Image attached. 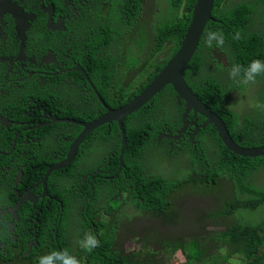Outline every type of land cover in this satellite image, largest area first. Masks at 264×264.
Segmentation results:
<instances>
[{
  "label": "clouds",
  "instance_id": "9594fccd",
  "mask_svg": "<svg viewBox=\"0 0 264 264\" xmlns=\"http://www.w3.org/2000/svg\"><path fill=\"white\" fill-rule=\"evenodd\" d=\"M165 1L166 0H122L120 10L118 12V18L122 19L120 21L122 22V36L125 37L127 31V23L133 20L137 14L141 15L145 12H151L153 13V15L158 16L157 9H154L153 7L154 5ZM198 1L199 0H196L195 8ZM241 2H245V0H223L221 8L226 11L227 9L232 8L234 7V5ZM108 9L109 7H98L94 15L87 20L90 23L97 22L96 24L92 23V26L89 27L91 31H89L87 35L76 37L67 36L66 39L63 40L62 47L59 50L61 60L58 62L57 66L58 71L61 72L60 75L63 77V79H65L66 87L71 88L75 92V99H89L94 97L98 107L96 114L99 113V105H101L102 109H104V113L100 114L99 118H97L95 121L103 119L107 114H110L111 111L122 109L125 105L127 106L140 95L139 93V95H137L136 97H125L123 93V95L118 98L121 101V106L119 108L114 109L107 106L97 87V82L99 80L96 70L97 68L102 66L101 63L106 60H113L112 64L110 65V71H105V74L106 72H110V75L117 65L124 64L128 62L129 59L135 61H143L142 67L150 65V75H153L156 72L158 66V56H156V52H154V48L156 45L155 40L151 41L152 49L147 54H144L142 52V46L133 47L130 50L124 49L123 51L117 52L120 49L118 48L120 44H106L103 41L102 36L103 34H105L104 32L109 31L108 25H112L107 18ZM214 9L215 0L212 10V19L207 22L198 47L195 51V53L199 52L200 46L208 41V45L204 47L202 46L203 48L201 50V56L204 55L205 50H207V53L206 62L202 64L201 67L211 65V67H213L216 72L219 73H225L230 70V77H237L236 84L234 86H238L237 83H242L244 85L250 84L254 88V90H256V87H261L263 84L262 80L258 82V78L256 76L264 74V60L253 59L245 67L234 64L232 60V51L236 48L231 39H222L221 32L214 31L211 27H208L209 22L223 24V21L214 18ZM162 11L163 13L166 12L163 7ZM186 12L187 7L185 4L177 12L173 11V8L172 10L170 9L168 11L169 17L164 19L168 20V22H175L173 29L179 32L183 28L184 15L186 14ZM152 22H149L148 24H151ZM134 25L142 27L139 23H135ZM79 26L81 25H78L74 31H76ZM100 26L102 27L100 28ZM190 27L191 23L188 30L190 29ZM235 31L236 32L231 31L230 33L233 35V37L237 38V40L245 34H254L253 42L256 43L257 47H259L262 39H264V32L254 26L243 28L242 32H238L237 30ZM259 36L261 37L260 39ZM211 46L217 47V50L213 52L210 49ZM220 48L224 49V54L222 55H219L220 53L218 52V49ZM170 61L168 62V64L170 63ZM217 63H219V65ZM166 65L164 66V68L166 67ZM191 67L192 64L189 65L185 74V79L187 80L189 85L190 83L194 84L190 81L189 78V72L191 70L189 72L188 70ZM197 68L200 67L197 66ZM162 70L157 74L156 78L162 72ZM208 77L215 78L214 76ZM146 81L147 77L145 80L139 82L135 86L130 87L129 90L131 91V93L134 92ZM124 88L127 87L125 86ZM147 88H145L144 90H146ZM191 90L193 91L192 88ZM114 91H117V93H119L120 95V91ZM166 92L174 93V95L177 96V93L172 85L166 86L157 96H160L162 95V93ZM236 95L237 93H233V95L225 102H227V104L229 102H232V98H236ZM240 95H243V93H240ZM249 95H251V91L248 92L247 95L243 96ZM155 98L151 99L144 106L124 119L123 126L126 134V144L123 147V138L120 134V127L118 123L114 122L107 125L98 126L100 128H106L108 130L109 137L111 139L115 138L117 140V143L120 142L121 145L120 147L117 145V147L114 149V152L110 156L108 164L105 166V168L102 169V173L100 172L98 175H96L97 179L95 184L93 183V177L84 179V177L82 178L81 176H74L70 173V170L67 169V167L70 164L69 161L71 160V158H67L66 161L57 164L63 165V167L51 172L50 174H48L50 168L57 165H52L51 167L47 168L45 172H42V170L40 169L36 174L32 176L33 178L31 180H28V182H26V173H28L29 168L33 167V163L36 162L34 158L30 156H15L11 159V161L1 166L0 226L2 224H7L9 232L7 238L1 237V239L10 247L16 250L18 257L22 255V252L24 254L23 258L30 259L32 257L33 252H25L21 249L19 240L22 235H24L31 229V227L38 219H42L45 222H54L56 223V228L36 250L37 257L35 258L34 263L37 264H102L103 262H108V260L115 255V252L118 253L119 256H122L124 259L135 253L137 242L142 237V233L145 227H148L150 231H155L156 229H158V227L163 225V221L161 219H150L149 216H146V213L140 211L138 207L134 209L133 206L126 205L123 208V212H121V209H118V211L117 209H112L110 204L111 196L116 194H106V190L108 188L114 187L117 183V179L115 178L117 167H132L137 175L139 192H143V190L146 189L147 184L151 185L152 175L164 176L170 180H174V182H177L180 177L188 172H192L193 170H202L203 164L208 166V162L210 160L206 162H199L198 164L193 165L192 168H185L183 170L177 171V165L173 160V146L170 140L164 137L158 139V141L149 140V135L151 133L150 130L153 128V116L157 112V106L154 101ZM61 104L64 111V119L72 120V116L74 115L72 106L69 105L66 99H61ZM230 108L232 109L231 106ZM237 112H243L244 117L242 118V120L244 118H249L251 123L257 125L256 129H258L259 126H264V107H262L261 105L258 110H253L251 109V107L245 106V108H239ZM198 117L202 118L200 116ZM135 118L137 119L135 120ZM204 122L203 125L200 122L198 125L196 124V122L194 123L196 127L193 128L198 132V134H200L201 129L209 126L205 125V119ZM250 127L253 128L252 125H250ZM133 130H141V134L137 137V140L146 145V150L141 152L140 154L128 149L126 146L128 142L127 133H130V131ZM263 133L264 129L262 128L258 135L259 139L263 137ZM202 137L204 139H207V146L205 151L210 156H216L217 149L210 142L209 136L202 135ZM236 143L243 147L241 142ZM149 148L153 149L152 153L155 159L158 160V165L154 161L151 162L148 159L147 151L149 150ZM194 154L195 152L189 151L188 156L191 158ZM259 157H264V155ZM166 161H169L168 168H164V164ZM115 165L117 167H115ZM58 177H63V182L65 180V183L66 180H68V183H66L67 186L64 189L69 190V192L65 194V197L60 201H57V199L53 198L49 193V190L52 189L49 187V184L54 183L55 180L58 179ZM103 177H106L107 179H103ZM76 179H82V183H78ZM83 180H85V183H83ZM73 183L78 184L75 189H73ZM88 184L91 187L92 193H95L96 185L101 186V189H99L97 200L91 198L89 194L84 195L82 185L86 186ZM188 197L189 196H185L183 198V202L180 205H177V207H179L182 211H184L185 206L190 202ZM123 200H125L124 195L119 198H117L116 196L113 199V202ZM207 201L209 204H211V209H208L207 213L201 212L199 218H195L194 214H196V210L191 209L189 211V217H184L180 223L172 224L170 227V231H174L178 235H184V238H182V240L185 241V249L178 247L176 253L180 251L184 255L185 259L182 262L179 261L176 258L175 253L170 262H165V254H162V252L158 248H156L153 250L160 253H153L150 256L151 264H188L189 258L187 255V247L193 242L197 243L200 247V244L196 239L197 233L199 234V237L201 239L204 235L216 236L220 232L226 230V223L228 219L223 217H212L211 214L217 213L219 215L225 211L226 213H228L233 209H227L223 207V201L218 198H212V200ZM52 202H54V205H51ZM66 204L69 205L68 211H65L64 206ZM141 205H144V202H141ZM74 206L76 210L73 215H70V208ZM185 213L186 212L184 211V216ZM135 219L138 220L136 227H134L135 224H132L127 228V231L132 232L133 239H131V244L125 243L122 239L120 231L123 228L127 227V224L129 222ZM203 222L206 223L203 224ZM116 223L118 225L117 228L114 229V225ZM75 224H77L78 227H76ZM115 230L117 231L116 233H114ZM234 245L238 248H241V246L243 245L245 246V248H251L249 245V240H246L242 236H239L237 238V243H235ZM58 248H66L68 252L66 250L56 251V249ZM220 251L221 254L228 253L226 248H223ZM259 252H264V245L259 248ZM121 260H118L115 263L119 264ZM258 260L259 259H251L246 263L261 264ZM206 262L207 264H211V262L207 261V259Z\"/></svg>",
  "mask_w": 264,
  "mask_h": 264
},
{
  "label": "trees",
  "instance_id": "16d2710c",
  "mask_svg": "<svg viewBox=\"0 0 264 264\" xmlns=\"http://www.w3.org/2000/svg\"><path fill=\"white\" fill-rule=\"evenodd\" d=\"M113 4L107 11L108 21L114 25H108L109 31L104 32L103 41L106 44L118 43L120 48L117 52L124 49L130 50L133 47L141 46L142 38H146L149 42L155 40L156 45L154 52L158 56V66L156 72L153 75L147 76V81L140 87H138L131 96H137L145 88H147L152 81L156 78L157 74L164 68L166 64L175 56L179 51L190 26L193 10L195 8L196 0H169L173 11L177 12L183 5L186 4L187 12L184 15V25L181 31H175L173 26L175 22H168L161 17V12L157 11L158 16L153 15L151 12H145L141 15H136L133 20L127 23V31L125 37L122 36V19L118 18V12L122 0H113ZM223 0H215V9L213 16L216 19L223 21V24L208 23V27L214 31L221 32L222 39L230 38L236 49L232 51V60L235 65L245 67L253 59L264 60V39H262L259 47L254 43V34H245L237 38L233 37L230 33L242 32L243 28H249L254 26L264 32V0H245V2L238 3L234 7L224 11L221 7ZM152 11V10H151ZM155 21V22H152ZM152 22L151 24H148ZM139 23L142 27L134 25ZM102 26H100L101 28ZM241 36V35H240ZM261 37L259 36V39ZM210 39V38H208ZM208 45V41L200 46V51L194 54L192 60V66H198L196 68L198 73L204 72L209 66L201 67L206 62V53L201 56V50L204 46ZM203 46V47H202ZM224 54L221 50L219 55ZM113 60H106L101 63L102 66L97 68L98 80L104 76L105 71H110V65ZM191 70L189 68L188 72ZM220 70V69H219ZM228 74L223 79H216L213 77H206L197 84H191L190 87L195 92V95L207 105L214 113H216L226 124L230 135L238 143L241 142L243 147L253 148L264 145V133L261 139L258 138L260 130L264 126H259L256 129V124L251 123L249 118L244 117L243 112H236L229 107H225L228 98L233 93H243L247 95L251 91L252 96H257V101L264 107V74L256 76L259 81H263L262 86L254 90V88L248 84L242 83L236 84L234 77H229ZM110 72H106L104 81L98 86V90L101 93L102 98L106 102V105L112 108H119L121 101L118 98L108 99L107 97L114 93V89L111 85ZM229 82V86H228ZM129 89V88H126ZM114 96V95H113ZM109 100V101H108ZM98 110V107L86 115H93ZM99 113H95L92 116H100L104 113L101 105H99ZM84 115V117H86ZM81 114H74L73 119L81 118ZM83 117V118H84ZM203 124L204 119L200 118ZM253 126V128L250 127ZM105 134H101L99 131L97 134L90 136L91 139H107L108 130L102 128ZM143 131V130H142ZM145 131V129H144ZM201 135H208L210 142L217 149L216 156H210L206 151V143L203 137H201L200 144L197 145L195 154L191 157L193 165L199 162H208V166L203 164L202 170H193L180 177L177 182L170 180L164 176H151V185L147 184L146 189L140 192L139 195H132L125 198L123 201L113 202L116 195L111 196L112 209H121L123 212L124 206H133L134 209L138 207L140 211L146 213L150 219H161L163 225L158 227L155 231H150L148 227H145L142 233V237L137 242V248L135 253L131 254L127 258L119 256L115 252V255L111 257L108 262L102 264H116L118 260H121L119 264H151L150 256L158 248L162 254H165V262H170L179 248L185 249V241L182 234H176L174 231H170L172 224L180 223L184 218V211H182L177 205L183 202L185 196H189L188 199L191 203L195 199L204 198L206 200H212V198H218L223 201L222 206L227 209H233L232 211L221 214L212 213V217H223L228 219L226 223V230L220 232L216 236L204 235L200 239L199 234H196V239L200 244L193 242L187 247V255L189 258L188 264H207L210 261L211 264H248L247 261L253 259L264 264V252H259V248L264 245V157L258 158H242L240 156L230 153L222 144L221 140L214 128L211 125L201 129ZM141 134V130H133L127 133V148L140 154L146 150V145L137 140V137ZM89 140V139H88ZM120 140V139H119ZM104 141V140H101ZM87 142V141H86ZM120 142L118 146L120 147ZM66 145H62L65 147ZM88 150V147H85ZM117 159V158H116ZM52 164L51 159L41 157L33 163V167L28 169L26 173V182L31 180L34 174L40 169L45 172L47 168ZM169 161H166L164 168H168ZM77 182L82 183V179H76ZM52 182V180H51ZM51 183L49 187H51ZM67 184L62 182L58 187H52L49 190L50 195L60 201L65 197V194L69 190L64 189ZM73 189L78 186L77 183L72 184ZM84 195L89 194L91 198L97 200L99 195V189L101 186H95V193L91 192L90 185H82ZM64 189V190H63ZM101 196V195H100ZM144 202V205H141ZM54 205V202L51 203ZM68 204H66L65 211H68ZM249 217V218H248ZM117 223L114 225V229L117 228ZM117 231L115 230L114 233ZM27 233V232H26ZM25 233V234H26ZM242 236L246 240H249L251 248L236 247L237 238ZM223 248L227 249L228 253H222ZM68 250L66 248H58L56 251ZM160 253V252H158ZM22 255L18 257L20 264H37L34 263L37 257L36 251L30 259L23 258ZM238 258V259H237Z\"/></svg>",
  "mask_w": 264,
  "mask_h": 264
},
{
  "label": "flooded vegetation",
  "instance_id": "af4514ba",
  "mask_svg": "<svg viewBox=\"0 0 264 264\" xmlns=\"http://www.w3.org/2000/svg\"><path fill=\"white\" fill-rule=\"evenodd\" d=\"M113 2L0 0V168L15 156H30L37 161L41 155L51 159V167L66 161L68 154L72 153L67 167L70 173L84 179L93 177V183H96V175L102 173L114 152L113 149L104 157L103 163L98 164V159L104 155V147L109 145L106 143L111 138L108 134L107 139L89 138L95 133L100 134L99 131L105 134L102 128L96 127L85 136L81 144L74 146L77 137L84 131L83 125L95 123L99 118L98 116L92 119L96 112L86 115L93 112L97 104L94 97L75 99V92L66 87L65 79L60 75L57 66L61 60L59 50L63 40L67 36L87 35L91 31L89 27L92 23H97L87 20L94 15L98 7H111ZM162 7L166 10L165 13ZM153 8L161 12L163 19L168 18V11L172 10L168 0L154 5ZM78 25L81 26L74 31ZM196 68L197 66H192L189 72L190 81L194 84L202 82L208 76L223 79L230 72H216L211 65L201 73H198ZM103 81L104 77L97 82V87ZM259 88L256 87V90ZM107 98L115 99L113 93ZM61 99H66L74 114H81L82 117L65 120ZM154 101L157 112L153 116L149 140L158 141L162 137L169 139L173 146V160L177 171L192 168L188 153L195 152L200 144L202 135L193 127H196L194 123L198 125L201 119L195 117L174 93H162ZM63 144L66 146L62 147ZM85 147L89 149L86 150ZM152 151L151 148L147 151L148 159L158 165ZM115 178L117 183L106 190L107 195L115 193L117 198L122 195L128 198L132 195V200L134 196L139 195L137 175L132 167H117ZM63 179L58 177L51 183L50 188L59 187ZM55 228L56 223L38 219L31 229L20 237L21 249L25 252L36 251ZM8 234L7 224H2L0 264H19L16 250L1 239L7 238Z\"/></svg>",
  "mask_w": 264,
  "mask_h": 264
},
{
  "label": "water",
  "instance_id": "95a60500",
  "mask_svg": "<svg viewBox=\"0 0 264 264\" xmlns=\"http://www.w3.org/2000/svg\"><path fill=\"white\" fill-rule=\"evenodd\" d=\"M213 4L214 0L198 1L193 13L191 27L188 30L182 47L171 59L170 63L166 65L151 85L140 93L130 104L127 106L125 105L120 110L111 111L110 114H107L103 119L95 123L84 124V131L77 137L74 146L81 144L85 136L94 128L116 122L120 127L123 147L126 144V134L123 126L124 119L159 95L166 86L172 85L177 96L187 105V109L192 111L195 117L200 116L204 118L206 120L205 125L213 126L222 144L229 152L244 158H254L264 155V145L248 149L237 144L230 136L224 121L197 98L185 79L186 71L193 60L194 53L198 47L205 26L207 22L212 19ZM72 156L73 154L69 153L67 158H72ZM62 167L63 165L53 166L48 171V174ZM83 183H85V180H83Z\"/></svg>",
  "mask_w": 264,
  "mask_h": 264
},
{
  "label": "rangeland",
  "instance_id": "374dc122",
  "mask_svg": "<svg viewBox=\"0 0 264 264\" xmlns=\"http://www.w3.org/2000/svg\"><path fill=\"white\" fill-rule=\"evenodd\" d=\"M141 46H142V52L144 54L149 53L152 49V43L149 42L146 38H142ZM210 49L213 52H215V50H217V47L211 46ZM221 50H224V49L220 48L218 49V52L221 53ZM217 64L219 65V63ZM142 65H143V61H135V60L129 59L128 62L121 64V65H117L114 68L113 72L111 73V76H112L111 85L114 89L120 91V95L119 93H117V91H114L113 93L114 98H119L121 95H123V93L125 97L131 96V91L124 87L125 86L127 88L133 87L139 82L146 79L149 72L151 71V66L146 65L142 67ZM229 77L230 75L228 74V78ZM228 86H229V82H228ZM232 99H233L232 102H229L227 105H225V107L231 106L232 109L236 112L239 110V108H245V106L251 107V109L253 110H258L260 108V103L259 101L256 100L257 96H252V95L243 96V95H240V93H237L236 98L233 97ZM108 143L109 145H106L104 147V150H103L104 155L102 157H99L98 159V164H102L104 157H106L108 153L111 152L113 149H115L118 145L117 140L115 138L110 139L106 144ZM66 183H68V180H66ZM191 209L196 210V214H194V217L199 218L201 212L207 213L208 209H211V204H209L208 201L204 198L195 199L193 203L189 202L188 205H186L184 208V211L186 212L184 216L185 218L189 217L190 215L189 211ZM75 210H76L75 206L70 208L69 214L73 215ZM137 221H138L137 219L132 220L131 222L127 224V227L123 228L120 231L122 239L125 243L131 244V239H133L132 232L127 231V228L130 227L132 224H135L134 227H136ZM205 223L206 222H203V224ZM75 225L76 227H78L77 224ZM176 258L181 262L185 259L184 255L180 251L176 253Z\"/></svg>",
  "mask_w": 264,
  "mask_h": 264
},
{
  "label": "bare ground",
  "instance_id": "6f19581e",
  "mask_svg": "<svg viewBox=\"0 0 264 264\" xmlns=\"http://www.w3.org/2000/svg\"><path fill=\"white\" fill-rule=\"evenodd\" d=\"M45 193H47V192H45Z\"/></svg>",
  "mask_w": 264,
  "mask_h": 264
}]
</instances>
